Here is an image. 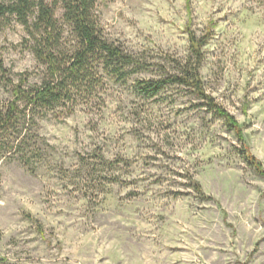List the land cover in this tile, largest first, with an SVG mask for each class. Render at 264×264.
<instances>
[{
	"label": "rangeland",
	"instance_id": "rangeland-1",
	"mask_svg": "<svg viewBox=\"0 0 264 264\" xmlns=\"http://www.w3.org/2000/svg\"><path fill=\"white\" fill-rule=\"evenodd\" d=\"M97 9L106 37L154 77L187 59L189 32L209 35L200 75L243 142L188 89L144 101L134 81L108 82L93 111L41 123L49 148L34 172L0 161V264H264V176L241 152L264 171V0ZM25 37L14 20L0 27V105L12 98L4 75L38 79Z\"/></svg>",
	"mask_w": 264,
	"mask_h": 264
},
{
	"label": "trees",
	"instance_id": "trees-1",
	"mask_svg": "<svg viewBox=\"0 0 264 264\" xmlns=\"http://www.w3.org/2000/svg\"><path fill=\"white\" fill-rule=\"evenodd\" d=\"M99 1L0 0V27L14 20L23 28V44L40 68L35 82L27 73L3 77L12 98L0 105V161L15 158L34 172L49 148L39 134L41 123L50 116L68 117L80 109L93 111L101 105L110 81H134L135 93L144 101L156 100L168 87L188 89L243 142L234 117L207 94L200 75L209 35L189 32L187 59L173 61V73L154 77L156 65L106 37L97 9ZM143 75L153 78L135 79ZM242 146V157L264 176L261 165L249 155L246 145ZM192 187L202 194L199 184L193 181Z\"/></svg>",
	"mask_w": 264,
	"mask_h": 264
}]
</instances>
